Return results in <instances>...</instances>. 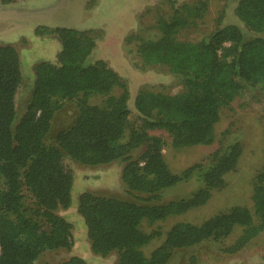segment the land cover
<instances>
[{
  "label": "trees",
  "instance_id": "obj_1",
  "mask_svg": "<svg viewBox=\"0 0 264 264\" xmlns=\"http://www.w3.org/2000/svg\"><path fill=\"white\" fill-rule=\"evenodd\" d=\"M198 12L172 2V12L158 16V38L139 39L137 69L166 66L183 90L173 96L139 91L132 108L119 76L102 60L87 62L96 45L93 35L56 27L36 31L54 36L59 50L54 63L33 67L21 113L19 55L14 47L0 45V264H35L46 251L71 249V225L57 214L71 206L73 174L65 160L87 168L123 163L120 180L131 200L84 192L76 206L91 252L101 258L116 254L115 264H168L178 250L222 242L240 229L236 241L223 249L232 254L262 232L264 169L252 179L251 210L235 206L199 225L177 223L148 256L143 252L158 237L144 232L143 223L206 205L225 188L242 155L241 143L233 141L174 174L164 160L162 139L151 133L163 131L173 149L210 145L220 110L246 88L264 89V0H238L233 13L239 24L218 20L202 39L179 41L176 35L195 25ZM92 96L100 97V104H90ZM65 101H75L77 117L47 143L52 119ZM190 181L199 188L189 197L163 202L165 192ZM61 264L86 263L72 256Z\"/></svg>",
  "mask_w": 264,
  "mask_h": 264
},
{
  "label": "rangeland",
  "instance_id": "obj_2",
  "mask_svg": "<svg viewBox=\"0 0 264 264\" xmlns=\"http://www.w3.org/2000/svg\"><path fill=\"white\" fill-rule=\"evenodd\" d=\"M172 2L188 12L200 11L192 18L195 25L178 32L176 38L179 41L196 42L202 39L213 32L218 20L221 25L239 24L233 13L238 0H0V45L14 47L20 59L23 85L16 95L19 111L23 112L29 100L34 80L33 67L38 62L54 63L59 50L57 39L46 33L36 35L38 29L65 27L91 33L96 45L87 62L92 64L102 60L119 76L128 88L130 108L139 91L168 96L181 93L183 86L166 66L153 65L143 71L136 67L139 39L158 38V16H168L172 12ZM118 93L119 89L115 88L113 94ZM100 102V97L89 98L90 104ZM76 117L75 101L63 102L52 119L47 143L53 144L55 134L70 127ZM151 135L162 139L164 160L174 174L181 173L221 145L233 141L241 143L242 155L235 172L226 176L225 188L213 193L206 205L162 222L142 224L141 229L147 234L158 233V237L143 249L146 256L163 242L165 233L177 223L199 225L235 206L252 209V179L264 169L263 88H246L243 96L220 110L210 145L173 149L170 138L163 131H155ZM64 164L73 174L71 206L59 210L57 214L71 225V249L46 251L35 264H61L72 256L83 259L86 264H115L116 254L101 258L91 252L76 206L78 197L84 192L131 200L120 180L123 163L119 161L97 168L83 167L70 160H65ZM198 188L199 183L195 181L181 184L165 192L163 202L187 198ZM254 222L259 223L257 219ZM240 234V229H235L222 242H204L178 250L168 264H264V229L240 251L232 254L223 251Z\"/></svg>",
  "mask_w": 264,
  "mask_h": 264
}]
</instances>
